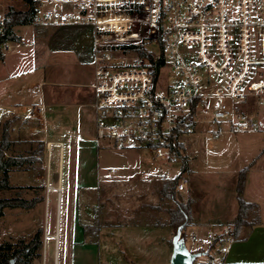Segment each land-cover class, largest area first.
Returning <instances> with one entry per match:
<instances>
[{
  "label": "built area",
  "instance_id": "2783aa9c",
  "mask_svg": "<svg viewBox=\"0 0 264 264\" xmlns=\"http://www.w3.org/2000/svg\"><path fill=\"white\" fill-rule=\"evenodd\" d=\"M11 10L26 15V24L92 26L97 141L182 164L200 121L210 122L215 136L264 131V0H0V35ZM230 236L224 226L206 240L223 253ZM52 237L58 264V213ZM191 239L203 242L195 233Z\"/></svg>",
  "mask_w": 264,
  "mask_h": 264
},
{
  "label": "rangeland",
  "instance_id": "374dc122",
  "mask_svg": "<svg viewBox=\"0 0 264 264\" xmlns=\"http://www.w3.org/2000/svg\"><path fill=\"white\" fill-rule=\"evenodd\" d=\"M119 22L120 18L117 17L112 20V23H116V30L122 32L123 29L120 28ZM14 32L21 40L13 42L14 45L7 52L1 48L3 54L6 52L7 60L3 64L0 61V79L10 75V80L0 81V90L4 89L5 84L10 83V89L28 90L34 100H37L38 93L35 90V83L45 78L53 79L59 89H64L67 92L87 89V85L93 79L94 30L92 26L76 23L56 25L23 24L17 25ZM84 103L89 104L88 93L84 96ZM60 104L63 103L59 99L57 105L61 106ZM90 106L85 107L84 118L80 122L81 128L75 129L70 126L56 132L57 138H60L65 144V183L69 179L70 173L71 158L69 156L73 154V151L70 150L69 141L74 140V132L80 131L82 138L85 140L94 139L95 137L94 112L93 109H90ZM7 121L10 123L9 120ZM67 123L72 124V122ZM212 126L210 122L200 121L195 133L187 137V149L191 158L187 157L182 162V164L184 163L183 166L179 163H168L158 159L147 148L121 147L111 144L109 140L100 139L96 158L98 164L97 174L105 177L109 170L114 169L115 171L108 179L103 178L105 181L100 184V195L95 208L96 216L102 214L110 203L109 207H112L113 210L117 206L119 209L129 210L128 216L116 218L117 222L134 221L135 219L139 222L149 221L150 219L160 221L166 219L167 216L169 219L167 210L174 209L176 202L185 203L189 199V209L193 214V217H191L193 221L207 218L208 221L215 222L214 228L216 231L228 226L233 220L225 225L221 219L212 216L226 213L237 202L235 199V185L238 172L235 167L241 161L240 156H245L247 146L241 145L233 138L244 136L249 132L223 133L215 136L210 131ZM51 131L52 129H49V133H52ZM261 132L264 135V131ZM49 137L51 139L56 138L54 135ZM37 145V140H31L27 144L17 146V148L21 150L22 154L30 155L37 148ZM58 149L57 144L53 145L54 155L57 154ZM6 153L7 150L4 154L6 155ZM48 163L50 169L55 170V161L51 159V161H47ZM41 165L42 163L37 161V163L25 164L16 170L33 167L35 168L34 171L39 173ZM149 172H155L158 175L147 179ZM95 175L94 172L93 179H95ZM49 179V184L52 185L56 180L55 173L51 174ZM144 179H147V184L140 188L145 182ZM172 179H176L177 182L185 179L187 181L185 189L182 191L175 190V186L173 187L170 183ZM165 183L173 188L174 199H170L162 193ZM49 184L46 185L47 188L50 187ZM131 184H136L138 187L136 188ZM128 185L129 187H127ZM55 192H51V194L55 195ZM41 193L42 189H39V187L23 186L13 190L0 191V196L24 198L25 195L40 196ZM245 196L256 198L262 205L261 211L264 214V173L249 176ZM53 197V200H50L47 206L46 216H44V209L39 213V208L35 209L33 215L31 214L29 217H23L26 213L24 208L18 209L20 213L17 216L14 209L5 208L3 214L0 215V243L10 242L16 244L20 239L28 241L34 234L29 235L28 233L35 226L45 227L46 233L53 234L57 214L55 196ZM14 218H17L18 222H14ZM96 221L95 218L91 224H96ZM246 221L250 224L254 223L256 213L249 210ZM208 232L207 228L196 232V235L203 240V242H197L191 239L192 233L187 231L185 236L187 247L194 251L193 249L198 246H205ZM63 233L64 211L62 210L58 264L63 262ZM170 234L171 236L174 235L172 227H170ZM91 235V237L94 236ZM236 235H238V232ZM44 238L43 229L41 234L42 246L37 251L40 256L35 260V264H55L54 239L52 236ZM43 245H45V249ZM108 246V243L106 245L103 242L101 243L100 250H97L98 256H94L93 264H112L110 262L113 261L114 257ZM217 248L216 245L213 250ZM217 253L214 252L215 258L218 257ZM80 254L72 255L70 253L69 261H72L71 264L76 261L78 264L84 263L86 258L83 254ZM198 258H203V256H197L196 259Z\"/></svg>",
  "mask_w": 264,
  "mask_h": 264
},
{
  "label": "crops",
  "instance_id": "0c3cea01",
  "mask_svg": "<svg viewBox=\"0 0 264 264\" xmlns=\"http://www.w3.org/2000/svg\"><path fill=\"white\" fill-rule=\"evenodd\" d=\"M6 52H4L3 59H0L1 64L7 60ZM4 80H10V75L0 79V81ZM9 85L10 83L5 84L4 89L0 90V131L2 124L7 120L10 121V144L6 155L22 154L17 146L27 144L31 140H37V143L41 141L44 147L38 160L42 163L39 173H36L33 167L11 170L9 183L13 188L8 190L23 186L42 189L39 196L40 201L32 208L25 209L26 213L23 217L33 215V211L38 208L39 213L44 209V216H46L47 206L55 196L58 213V234H61V214L62 210L64 211L62 264H71L72 261H69L70 253L76 255L80 252L86 258L83 264H93L94 256H98L97 250H100L99 246L102 242L105 245L109 244L110 253L114 257L113 261L110 262L112 264H168L172 249L168 216L160 221L150 219L149 221L139 222L135 219L134 221L117 222L116 218L128 216L129 210L119 209L118 206L113 210L112 207H109L110 203L102 214L96 216L95 208L100 195V184L105 181L103 178L108 179L112 172L109 170L107 176L98 178L100 175L97 174L98 164L96 158L99 145L95 137L94 139L85 140L82 138L80 131L74 132V140L69 141L70 150L73 151V154L69 156L71 158L70 173L69 179L65 183V144L60 138H57L56 132L70 126L75 129L81 128L80 122L84 118L85 107L91 105L90 83L87 85V89L67 92L64 89H59L53 79L45 78L35 83V90L38 93L37 100H34L28 90L10 89ZM87 93L89 96L88 105L84 103V96ZM59 99L63 103L60 104L61 106L57 105ZM90 109H92V106H90ZM67 122H72V124L69 125ZM49 129H52V133H49ZM53 135L57 139L49 137ZM233 139L241 145L247 146L245 156H240L241 161L236 165L235 170L239 173L241 168L247 167L242 196L243 199L246 197V201L257 205L259 219L251 227H242L238 235L231 234L230 237L225 238L222 245L227 247L226 252H220L219 247L216 250L209 251L207 249L208 242L205 246L201 245L193 249V252L201 253L199 257L203 256V258H195L193 264H264V214L261 211L262 205L253 196H245L249 176L264 173V135H262V132H249L244 136H236ZM56 144L59 149L57 154L54 155L53 145ZM22 155L27 156L28 154ZM51 159L55 161V170L50 169L49 163L47 164V161L49 162ZM92 172L96 174L95 179H93ZM53 173H55L56 180L50 185L49 177ZM155 175H158V173L149 172L146 178H153ZM147 179H144L145 182L140 188L147 184ZM47 184H49V188L46 187ZM131 185L138 187L136 184ZM51 192H55V195ZM32 197L25 195L24 198L29 199ZM235 199L237 201L236 194ZM10 209L16 211V216L19 215L18 209L20 207ZM237 210L238 206L235 202L226 213L213 215L212 217L221 219L226 225L227 222L234 219ZM191 217H193V214L190 212V221L183 229L184 236H186L187 231L196 234V232L206 228L209 232L216 231L214 228L215 222L208 221L207 218L193 221ZM95 218L99 224L98 233L91 237L90 233H84L83 226L91 224ZM13 221L18 222L17 218H14ZM38 228H41L42 231L44 229V233L49 236L53 235L46 233L45 227L40 226L32 227L28 234L32 235L34 230ZM170 239L171 244L169 243ZM189 249L192 251L191 248ZM214 252H218V257L215 258ZM73 264L78 263L76 261Z\"/></svg>",
  "mask_w": 264,
  "mask_h": 264
},
{
  "label": "trees",
  "instance_id": "16d2710c",
  "mask_svg": "<svg viewBox=\"0 0 264 264\" xmlns=\"http://www.w3.org/2000/svg\"><path fill=\"white\" fill-rule=\"evenodd\" d=\"M11 20L7 24V29L3 34L0 35V59H3L4 54L1 50V43L5 40H12L14 42H19L21 39L11 31V26L19 23L18 21L23 19L22 23H29L26 15L19 11H10ZM10 144L9 139V122L5 121L2 124L0 133V190H7L13 188L9 183V173L13 169H18L23 167L25 164L36 162L39 160L43 150V143L38 142L37 148L32 151L30 155L23 156L22 154L17 155H5V151L8 149ZM182 166L184 165L181 164ZM247 167L240 169L237 181L235 185V191L237 194V204L238 210L231 223L228 226L231 227V234H237L241 226L251 227L253 224L257 223L259 219L257 205L253 202L246 201L242 198L244 191L245 179H246ZM170 183L173 187H176L177 180L172 179ZM172 187H169L168 183H165L162 188V193L168 196L170 199H174V194H172ZM171 190V191H170ZM176 190V189H175ZM39 196H33L32 198L26 199L23 197H0V215L3 214L5 208L20 207L24 209L32 208L38 201H40ZM190 200L188 199L185 203H177L174 209L168 210L169 215V226L172 227L174 234L177 227L183 225L184 227L190 221ZM252 210L256 213V221L254 223H247L246 217ZM99 224H87L83 226L84 233H90L96 235L98 233ZM42 229L38 228L32 235V237L26 241L20 239L16 244L10 242L0 243V264H35V260L40 256L37 252L42 246L41 240ZM171 244V239L169 240ZM217 245V241L211 242L207 249L213 250Z\"/></svg>",
  "mask_w": 264,
  "mask_h": 264
},
{
  "label": "water",
  "instance_id": "95a60500",
  "mask_svg": "<svg viewBox=\"0 0 264 264\" xmlns=\"http://www.w3.org/2000/svg\"><path fill=\"white\" fill-rule=\"evenodd\" d=\"M201 253L191 251L185 242L183 225L177 227L172 236V249L168 264H193L195 258Z\"/></svg>",
  "mask_w": 264,
  "mask_h": 264
}]
</instances>
